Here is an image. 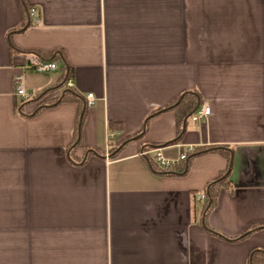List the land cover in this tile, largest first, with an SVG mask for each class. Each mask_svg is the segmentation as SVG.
Listing matches in <instances>:
<instances>
[{
  "label": "crops",
  "instance_id": "obj_1",
  "mask_svg": "<svg viewBox=\"0 0 264 264\" xmlns=\"http://www.w3.org/2000/svg\"><path fill=\"white\" fill-rule=\"evenodd\" d=\"M57 52L56 71L26 67ZM64 63L94 94L81 125ZM192 90L211 114L178 137L174 110L151 114ZM215 146L231 167L205 215L196 194L229 166ZM155 147L194 151L162 172L140 154ZM261 249L264 0H0V264H250Z\"/></svg>",
  "mask_w": 264,
  "mask_h": 264
},
{
  "label": "trees",
  "instance_id": "obj_2",
  "mask_svg": "<svg viewBox=\"0 0 264 264\" xmlns=\"http://www.w3.org/2000/svg\"><path fill=\"white\" fill-rule=\"evenodd\" d=\"M43 57L51 58L54 60H59V59L64 60L61 52H57L56 54L43 55ZM62 70H63L64 82H63V84H61V87L66 85L68 78L72 74L71 68H69V66L65 63L62 65ZM61 100H63V101L75 100V101L79 102V105H80L79 124L81 125V120H82V118L85 114L86 108H87V102H86V100H84L83 96L80 95L79 93H77L73 88L67 86V88H65V91L63 92V97ZM55 103L56 104L59 103V99H57L55 101ZM201 103H202V99H201V96L199 95V93L197 91H195V90L194 91L193 90L192 91H185V92H182V94H180V96L178 98H176L172 103H170L166 107L157 108L151 115L160 113L166 109L174 110V112L176 114L177 135H178V137H180L185 131L187 120L196 112V110L200 107ZM43 107H45V105H43L41 108H43ZM41 108H39V109L41 110ZM40 110H37L36 113L39 112ZM145 128H147V121H146V127ZM133 137H135V136H133ZM130 139H131V137L121 141L117 146H114L112 149H110L111 150V156L116 157L119 153V150ZM178 140H179V138H178ZM74 144L76 147L79 144H81L79 129L77 130ZM206 149L207 150H216L222 154H225L228 158L229 166H228L227 170L222 175H220L217 179L214 180V182H212L210 184V186L207 190V200H206L205 206H204V214L205 215H207V213L213 208V206L215 204L216 193L213 190L215 185L218 183H225L226 182V180L229 176V170L231 167V155L226 150L225 147L215 146V147H210V148H206ZM201 152H203V150L196 149L194 155H196L197 153H201ZM184 169H185V166L182 170H184ZM249 232H250V230L246 231L243 234V236L249 234ZM223 237H225V236H223ZM250 264H264V249L255 250L251 253Z\"/></svg>",
  "mask_w": 264,
  "mask_h": 264
},
{
  "label": "built area",
  "instance_id": "obj_3",
  "mask_svg": "<svg viewBox=\"0 0 264 264\" xmlns=\"http://www.w3.org/2000/svg\"><path fill=\"white\" fill-rule=\"evenodd\" d=\"M33 14L34 10L31 9ZM28 69H32L40 73H50L60 69L58 62L54 59L43 58L41 56H33L29 59L26 65ZM16 95L19 96L21 101L29 100L32 95L25 88L24 74H18L15 77ZM66 85L68 87L73 86V80L71 76L68 78ZM94 104V94H87V106ZM211 114V107L208 104H203L199 107L193 115L194 120H200L203 117H208ZM194 151V148L182 150L179 156L176 158H168L163 153V148L155 147L148 148L141 151V155L149 156L152 153V159L157 168L162 172H173L180 170L186 160H188L189 154ZM196 199L205 203L207 200L206 192H199L196 194Z\"/></svg>",
  "mask_w": 264,
  "mask_h": 264
}]
</instances>
